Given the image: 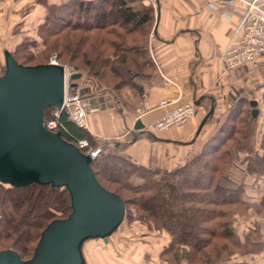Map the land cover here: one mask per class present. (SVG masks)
<instances>
[{"label":"trees","instance_id":"trees-1","mask_svg":"<svg viewBox=\"0 0 264 264\" xmlns=\"http://www.w3.org/2000/svg\"><path fill=\"white\" fill-rule=\"evenodd\" d=\"M152 4L148 0L63 1L46 8L35 37L20 42L13 52L4 50L3 55L8 52L20 65L30 67L45 65L55 53L63 64L118 95L124 90L142 95L137 82L156 71L148 52L156 17ZM235 105L201 151L173 172L159 174L130 162L121 147L109 151L104 147L90 164L102 188L123 199V222H140L149 232L167 236L160 255L166 264H223L224 257L244 251L232 227L233 214L250 206L246 176L255 177L254 186L264 177V140L263 154L255 155L259 118H252L245 97ZM54 111L47 108L45 119ZM67 118L64 113L60 119L64 140L73 145L87 140L96 151L101 148ZM237 153L244 155L245 178L239 182L228 176L237 166ZM71 202L66 187L0 184V251L13 250L23 260L32 258L41 232L51 221L71 215Z\"/></svg>","mask_w":264,"mask_h":264},{"label":"crops","instance_id":"crops-1","mask_svg":"<svg viewBox=\"0 0 264 264\" xmlns=\"http://www.w3.org/2000/svg\"><path fill=\"white\" fill-rule=\"evenodd\" d=\"M63 1L66 0H0V9H37L44 6V2L57 5ZM222 1L155 0L152 8L159 17L155 37L152 35L154 21L148 52L156 71L143 82H137L143 89L142 95L124 90L118 96L108 87L94 84L85 89L78 87L87 92L84 96L89 111L87 133L97 145H101V148L121 147L126 159L155 173L173 172L201 151L204 142L215 135L228 112L244 97L248 105L256 101L260 111L257 115V135L253 141L264 140V57L258 58L254 64L223 71L219 58L227 43L235 37L243 10L238 8L233 11L222 7ZM8 23L10 18L5 16L4 25H0V32L5 34V48L15 41L9 40L12 34L7 33ZM11 26H14L13 22ZM1 44L0 50L3 42ZM5 48L3 50H7ZM186 103L196 108V114L185 127L144 134L134 129L136 121L148 126ZM211 110H214V114L197 135L203 118ZM234 156L238 158L241 154ZM242 160L237 167L241 171L244 169ZM242 176L240 181L245 178V175ZM253 178L251 187L246 188V198L247 201L250 199V207L255 209V218L242 229L245 250L238 264H264V177L259 179L256 186V179ZM246 217L248 223V218L252 216L249 214ZM145 232L147 238L156 236L146 228ZM84 245L82 251L85 264H88L86 257L92 253V247L84 250ZM149 264L166 263L152 257Z\"/></svg>","mask_w":264,"mask_h":264},{"label":"water","instance_id":"water-1","mask_svg":"<svg viewBox=\"0 0 264 264\" xmlns=\"http://www.w3.org/2000/svg\"><path fill=\"white\" fill-rule=\"evenodd\" d=\"M157 8V6H156ZM159 14L155 18L156 36ZM4 75L0 77V184L15 188L42 184L63 188L71 195V215L53 220L41 232L31 259H22L15 251H0V264H85L82 246L93 240L108 238L123 223L126 211L120 196L104 190L90 164L94 155L83 154L60 134L43 126L46 109L60 110L64 101L65 70L51 64L24 67L6 52ZM79 74L73 75L71 81ZM78 89L77 84L71 86ZM87 113V93L78 90ZM94 93V91H93ZM95 95V94H94ZM256 119L257 102L249 103ZM214 110L202 120L201 128ZM134 129L147 133L145 126L135 122Z\"/></svg>","mask_w":264,"mask_h":264},{"label":"rangeland","instance_id":"rangeland-1","mask_svg":"<svg viewBox=\"0 0 264 264\" xmlns=\"http://www.w3.org/2000/svg\"><path fill=\"white\" fill-rule=\"evenodd\" d=\"M149 3H153L154 5L155 0H148ZM223 2V1H222ZM221 3V2H220ZM44 6L36 8H29V9H22V8H15V9H8V8H1L0 9V25L3 26L5 23V16H9L10 23L7 25V33L12 34V38L9 39L15 40L11 41L8 46L5 48L4 44V36L2 32H0V47H2L1 42H3V48L9 49L10 52H13L16 50L18 44L20 42H24L25 40L32 39V37H35L36 28L39 25L40 22H42L43 17L45 16L44 13L46 11V8L49 6H52L54 4H46L44 2ZM241 9V8H240ZM243 10V9H242ZM13 22L14 26H11V23ZM2 23V24H1ZM7 44V43H6ZM228 44V43H227ZM2 48V50H3ZM0 50V77H3L4 75V68H5V58L2 54L3 51ZM2 51V52H1ZM53 55L57 56L55 53L50 54L49 62H51V58ZM58 61L61 66L65 67L67 70H70L71 72H75L76 74H79L78 78L76 80L71 81V85L77 84L80 88H87L91 85H96L97 87H105L104 85L98 84L96 81H94L92 78H89L84 72L72 68L71 66H67L63 64L59 56H57ZM46 63V64H48ZM39 64H33L31 66ZM247 65V64H246ZM30 66V67H31ZM244 66V65H243ZM241 67V66H240ZM106 88V87H105ZM109 89V88H108ZM76 91L80 90L74 89ZM110 90V89H109ZM117 94V93H115ZM115 96V95H114ZM119 96V95H118ZM55 112V111H54ZM88 116V113H87ZM49 119V118H48ZM46 121V119H44ZM69 121V120H68ZM91 148L94 149V146L90 141H88ZM262 141L254 142L255 151H257L256 154H263V150L261 149ZM108 149V150H107ZM106 150L109 151L111 149L110 147ZM97 152V151H96ZM244 156V155H243ZM238 157L234 160L237 163V166L233 168V170L230 172L229 177L233 178L234 180H237L239 182L241 178L243 177L240 172L241 170L237 169L241 164H239V161L244 160V157ZM242 160V161H243ZM251 179V180H250ZM254 181V178L251 177V175L246 176V183L247 187H251V181ZM247 199V198H246ZM249 199V198H248ZM250 201V199H249ZM254 208L250 206H246L243 209H240L239 212L236 210V212L233 214L234 217V223L232 224V227L234 228V231H236L238 235L239 241L242 242V238L244 236L242 229H244L245 224L248 227L249 222H251V219L255 218L254 216ZM249 214H251V218L247 217ZM145 228H147L145 225H142L140 222H134L132 224H129L128 221L124 220V222L121 224L120 228L117 229L114 234L108 238V242L105 243L103 240H93L89 241L87 243H84V250L89 249V247H92V253L88 254V264H149L150 259L153 257V259L157 260V258L160 259L161 251H163V244L167 240V236L164 235L158 236V234L151 235L152 238H147ZM143 229V230H142ZM150 233H154L151 232ZM155 234V233H154ZM197 235V233H196ZM156 240H155V239ZM246 239V245L248 237ZM111 240V241H110ZM165 240V241H164ZM245 250V248H244ZM244 252V251H243ZM242 252V253H243ZM242 253H234L231 257H224L223 264H238V262H241ZM246 253V252H245ZM31 259V257L26 258Z\"/></svg>","mask_w":264,"mask_h":264},{"label":"built area","instance_id":"built-area-1","mask_svg":"<svg viewBox=\"0 0 264 264\" xmlns=\"http://www.w3.org/2000/svg\"><path fill=\"white\" fill-rule=\"evenodd\" d=\"M220 5L233 11L238 8L243 9L235 37L226 45L223 55L219 58V64L223 71L235 70L246 64H254L258 58L264 57V0H223ZM58 63L57 56L53 55L49 64L59 66ZM63 70H65L64 84L66 87L63 104L60 110H55L51 118L44 120L43 126L54 134H61L63 126L60 119L65 113L69 122L88 132L87 111L82 105L84 100L78 91H73L71 88V77L76 73L65 67ZM195 114L196 108L191 103H186V105L175 107L167 115L161 116L155 123L145 126L144 131L159 132L173 128L181 129ZM76 142L75 147L83 154L90 156L97 153L87 140L80 139Z\"/></svg>","mask_w":264,"mask_h":264}]
</instances>
